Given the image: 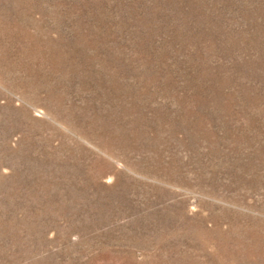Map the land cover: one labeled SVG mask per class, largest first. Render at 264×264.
I'll return each instance as SVG.
<instances>
[{
	"label": "rangeland",
	"instance_id": "obj_1",
	"mask_svg": "<svg viewBox=\"0 0 264 264\" xmlns=\"http://www.w3.org/2000/svg\"><path fill=\"white\" fill-rule=\"evenodd\" d=\"M0 264H264V0H0Z\"/></svg>",
	"mask_w": 264,
	"mask_h": 264
}]
</instances>
